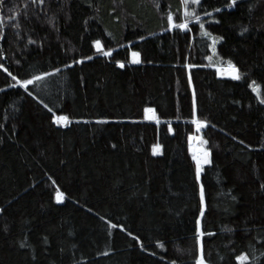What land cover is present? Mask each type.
<instances>
[{
	"label": "trees",
	"instance_id": "16d2710c",
	"mask_svg": "<svg viewBox=\"0 0 264 264\" xmlns=\"http://www.w3.org/2000/svg\"><path fill=\"white\" fill-rule=\"evenodd\" d=\"M201 4L221 9L216 23L196 8L224 37L216 52L195 19L170 26L169 13L184 22L182 0L0 5V64L19 79L51 74L29 95L0 68V264H195L201 182L210 264L243 252L264 264V0ZM229 59L240 80L218 76ZM195 118L210 123L196 133ZM190 135L212 150L200 180Z\"/></svg>",
	"mask_w": 264,
	"mask_h": 264
},
{
	"label": "snow or ice",
	"instance_id": "6c2138e0",
	"mask_svg": "<svg viewBox=\"0 0 264 264\" xmlns=\"http://www.w3.org/2000/svg\"><path fill=\"white\" fill-rule=\"evenodd\" d=\"M29 2L32 4H36V5H43L45 3V0H29ZM3 3H4V0H0V5H3ZM191 4L194 6H200L201 8H203V15L204 16L212 17L216 23H219V20L213 16V12H220L221 11L220 8H214L212 12H209L207 10V8H205L201 4V0H191ZM235 5H236V0H231V4L227 5V7L232 8ZM23 9L25 11L28 9V3H25L23 5ZM17 15H19V13H17ZM183 17H184V22L177 25L174 22L173 15L171 13H169L168 14V21L170 22V26L171 27H179L182 29H187L188 28V21L190 19H195V21L199 24V28L203 31L204 37H206L208 40L211 41V47H212L213 51L215 52L217 43L219 41H222L224 39V37L223 36L217 37L216 35L213 34V32H211L205 28L204 22H202V20H201V14H199L195 10H190L189 0H184ZM8 19L14 20V17L9 16ZM3 23H4L3 13H2V11H0V25H3ZM16 27H19V24H17ZM0 39H3L2 35H0ZM141 39H143V37H141ZM96 43H97V45L100 44L99 41H96ZM132 55L134 58H138L140 54H139V52H133ZM85 58L90 59L91 57H85ZM208 59L211 60L212 57H208ZM75 62L76 61H73V63H75ZM80 62L82 63L83 60H81ZM135 62L138 63L139 60L136 59ZM117 63H119L121 68L124 67L123 62L118 61ZM213 66L215 67L216 65L213 64ZM189 67H192V65H189ZM0 68H3V70L5 72H8L9 76H12V73L9 72L8 69L5 68L2 64H0ZM219 71H220V74L222 76H229L234 80H240L242 78L239 68L230 59L227 61V69L221 67V68H219ZM54 72L59 73L60 69L56 68V69H54ZM49 75H51V74L48 72H43L39 76H36V75L32 76L31 79H19L16 76H12V79L16 80L17 84L20 87H22L25 90V92H27L29 95H32L33 93L30 91V86L34 87L36 82L42 81L45 77H47ZM189 79H191L190 76H189ZM252 84L255 85L256 82L252 81ZM257 91H258V89H257ZM258 94H259V92H258ZM193 99H195V90L194 89H193ZM39 102L41 104H43L45 108H48V110L50 112L52 111V109L49 108V106L47 104H45L43 100H40ZM261 103H264V100H261ZM145 112L150 114L147 116V118L149 120H155L157 124L160 123V118L158 116H156L155 109L146 108ZM53 119L57 125L68 126L69 124L72 123V120L70 119V117L68 115H54ZM77 122H79V121H77ZM98 122L103 123L105 121L101 120ZM191 122L195 125L196 133H199L202 128H206L208 126V124L210 123L207 120H201L199 118H195ZM169 130H171L170 126H169ZM197 139H199V142L202 145H207L209 143V141L207 139H204L202 136L201 137H197L196 135H190L189 136V140H191V141H196ZM241 143H244V142L241 141ZM162 147H163L162 145H154V147H153L154 153L162 154V151H160L162 149ZM249 147H251V145H249ZM211 155H212L211 148H201L199 151L193 150L192 158L195 161V166H196L195 167V177L197 180H200L201 173L204 171V166L210 165L212 163ZM261 187H264V185H262ZM64 199H65V193L61 192V191H59V189H57V191H56L57 202L63 203ZM232 199L235 201L237 199V197L233 196ZM198 205H199V215H198V218L195 220V227H194V232H193V239H194V243L197 246V252H198V255L195 258V264H210L209 260L206 258V254H205V239L204 238L206 235L211 236V235H215V233L206 230V228L204 226V222H203L204 216H205V210L208 207L207 202H206V198H205V185L203 182H201L199 184ZM4 211H5L4 208H0V213H3ZM107 224L112 229H115L118 226L123 228V225L114 224V223H112L111 220H108ZM228 231H233V230L228 229ZM127 234H128V236H133V233L131 231H128ZM134 239L139 241L140 237L137 235V236H134ZM45 241H47L46 237H45ZM22 246H29V245H27L25 242H22ZM140 247L144 248L143 242H141ZM160 247L163 248L164 245L161 243ZM145 250H147V249H145ZM153 255H155V253H153ZM235 259H236V261L239 262V264H251V257L249 255V253H247V252H243V253L236 255ZM172 264H176V261L173 260Z\"/></svg>",
	"mask_w": 264,
	"mask_h": 264
},
{
	"label": "rangeland",
	"instance_id": "374dc122",
	"mask_svg": "<svg viewBox=\"0 0 264 264\" xmlns=\"http://www.w3.org/2000/svg\"><path fill=\"white\" fill-rule=\"evenodd\" d=\"M183 3H184V0H182V6H183ZM189 7H190V10H195V11H196L197 6L192 5V4H191V0H189ZM183 18H184V17H183ZM194 22H196V21L194 20ZM188 26H189V22H188ZM216 49H217V48H216ZM213 52H214V51H213ZM215 52H216V51H215ZM136 59L139 60L138 63L135 62ZM131 64H140V56H139L138 58H134L133 55H132ZM225 69H227V68H225ZM217 73H218V76H219V77L232 79V78L229 77V76H222V75L220 74L219 69L217 70ZM149 115H150V114H149ZM202 129H203V128H202ZM202 129H201V130H202ZM197 145H198V144H196V143L193 144V147L195 148V150H198V146H197Z\"/></svg>",
	"mask_w": 264,
	"mask_h": 264
},
{
	"label": "water",
	"instance_id": "95a60500",
	"mask_svg": "<svg viewBox=\"0 0 264 264\" xmlns=\"http://www.w3.org/2000/svg\"><path fill=\"white\" fill-rule=\"evenodd\" d=\"M119 67H120V65H119ZM189 142H190V144L191 145H193V144H198L199 143V139H197L196 141H191V140H189ZM201 148H203V147H200L197 151H199ZM193 150H195V148L194 147H192V149H191V153H193Z\"/></svg>",
	"mask_w": 264,
	"mask_h": 264
}]
</instances>
